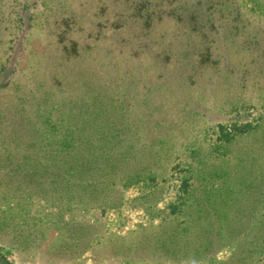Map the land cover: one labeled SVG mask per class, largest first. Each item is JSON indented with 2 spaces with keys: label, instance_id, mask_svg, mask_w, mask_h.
<instances>
[{
  "label": "rangeland",
  "instance_id": "obj_1",
  "mask_svg": "<svg viewBox=\"0 0 264 264\" xmlns=\"http://www.w3.org/2000/svg\"><path fill=\"white\" fill-rule=\"evenodd\" d=\"M0 264H264V0H0Z\"/></svg>",
  "mask_w": 264,
  "mask_h": 264
},
{
  "label": "trees",
  "instance_id": "obj_2",
  "mask_svg": "<svg viewBox=\"0 0 264 264\" xmlns=\"http://www.w3.org/2000/svg\"><path fill=\"white\" fill-rule=\"evenodd\" d=\"M48 119H51L48 117ZM46 120V118L43 120ZM54 131H44L42 146L47 147V156L41 160L48 166L47 168L55 170V174H60L63 178V184L67 187L69 194L75 190L80 184L87 182L88 170L87 159L78 143H74V130L72 126L65 122L64 117H58L56 122H52ZM68 125L69 127H66ZM242 125V124H241ZM241 125H238L240 127ZM48 127V128H49ZM63 135L68 137L64 139ZM232 136V139L230 137ZM229 137L233 140V134ZM61 140L58 144L52 145L53 142ZM87 164V165H86ZM88 172V171H87Z\"/></svg>",
  "mask_w": 264,
  "mask_h": 264
}]
</instances>
